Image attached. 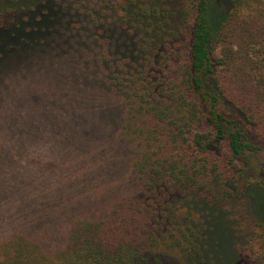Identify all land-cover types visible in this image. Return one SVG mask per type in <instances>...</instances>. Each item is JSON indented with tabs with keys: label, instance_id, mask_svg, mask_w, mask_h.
<instances>
[{
	"label": "trees",
	"instance_id": "1",
	"mask_svg": "<svg viewBox=\"0 0 264 264\" xmlns=\"http://www.w3.org/2000/svg\"><path fill=\"white\" fill-rule=\"evenodd\" d=\"M26 53L100 69L134 190L66 217L51 248L11 232L0 264H210L213 212L264 264L262 0H0V60Z\"/></svg>",
	"mask_w": 264,
	"mask_h": 264
},
{
	"label": "rangeland",
	"instance_id": "2",
	"mask_svg": "<svg viewBox=\"0 0 264 264\" xmlns=\"http://www.w3.org/2000/svg\"><path fill=\"white\" fill-rule=\"evenodd\" d=\"M181 1L164 0L176 15ZM15 55L0 60V239L20 231L51 248L70 215L100 208L110 189L134 190L119 181L129 156L116 131L119 99L100 69L75 58ZM213 214L203 239L210 264H253L257 244L239 238L236 256Z\"/></svg>",
	"mask_w": 264,
	"mask_h": 264
}]
</instances>
